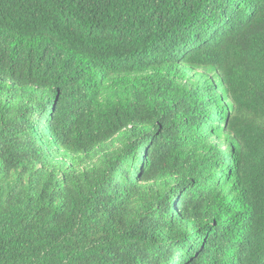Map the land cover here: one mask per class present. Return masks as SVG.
I'll use <instances>...</instances> for the list:
<instances>
[{
  "label": "trees",
  "instance_id": "16d2710c",
  "mask_svg": "<svg viewBox=\"0 0 264 264\" xmlns=\"http://www.w3.org/2000/svg\"><path fill=\"white\" fill-rule=\"evenodd\" d=\"M0 264H264V0H0Z\"/></svg>",
  "mask_w": 264,
  "mask_h": 264
},
{
  "label": "rangeland",
  "instance_id": "374dc122",
  "mask_svg": "<svg viewBox=\"0 0 264 264\" xmlns=\"http://www.w3.org/2000/svg\"><path fill=\"white\" fill-rule=\"evenodd\" d=\"M199 72H202V70H198ZM209 77H211L213 80H216V76L214 72H207ZM102 98H105V96H102ZM215 143L217 144H222V148H227L228 144L225 142L224 139L220 140L219 138H214L213 139ZM70 156L67 152L59 149L58 147H55L54 150L52 151L51 149L49 150V158L47 160V165L44 167L41 164H36L35 168L40 170L43 174H51V173H56L58 174V177H61L62 170L64 168H70L72 167V162L69 159ZM78 171H82L83 167L76 168ZM17 180H21L22 182H28L29 176L23 173L22 170L15 172L13 174V178L10 181V183H14Z\"/></svg>",
  "mask_w": 264,
  "mask_h": 264
}]
</instances>
